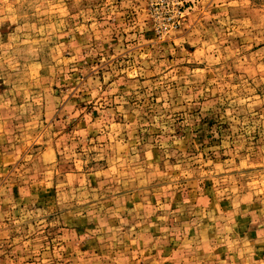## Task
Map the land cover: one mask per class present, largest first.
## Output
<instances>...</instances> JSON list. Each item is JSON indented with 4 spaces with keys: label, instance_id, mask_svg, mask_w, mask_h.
<instances>
[{
    "label": "rangeland",
    "instance_id": "rangeland-1",
    "mask_svg": "<svg viewBox=\"0 0 264 264\" xmlns=\"http://www.w3.org/2000/svg\"><path fill=\"white\" fill-rule=\"evenodd\" d=\"M0 264H264V0H0Z\"/></svg>",
    "mask_w": 264,
    "mask_h": 264
}]
</instances>
